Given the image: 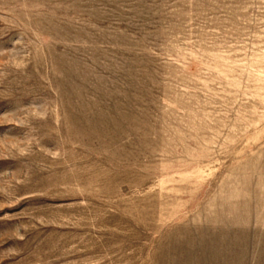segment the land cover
I'll return each instance as SVG.
<instances>
[{"label":"rangeland","instance_id":"374dc122","mask_svg":"<svg viewBox=\"0 0 264 264\" xmlns=\"http://www.w3.org/2000/svg\"><path fill=\"white\" fill-rule=\"evenodd\" d=\"M0 264H264V0H0Z\"/></svg>","mask_w":264,"mask_h":264}]
</instances>
